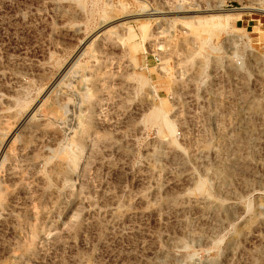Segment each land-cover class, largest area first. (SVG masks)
<instances>
[{"label":"rangeland","instance_id":"1","mask_svg":"<svg viewBox=\"0 0 264 264\" xmlns=\"http://www.w3.org/2000/svg\"><path fill=\"white\" fill-rule=\"evenodd\" d=\"M0 116V264H264V0H0Z\"/></svg>","mask_w":264,"mask_h":264},{"label":"bare ground","instance_id":"2","mask_svg":"<svg viewBox=\"0 0 264 264\" xmlns=\"http://www.w3.org/2000/svg\"><path fill=\"white\" fill-rule=\"evenodd\" d=\"M70 5V4H69ZM66 6V5H65ZM68 6V5H67ZM71 8V7H70ZM79 8V7H78ZM169 8V7H168ZM100 46V45H99ZM38 63V62H37ZM40 66V65H39ZM44 68V67H42ZM13 102V101H12ZM56 103V102H55ZM4 106V105H3ZM6 106V105H5ZM46 108V107H45ZM48 113V112H47ZM1 117V116H0ZM4 119V118H3ZM47 119V118H46ZM2 121V120H1ZM44 121V120H43ZM166 123V122H165ZM169 125V124H168ZM91 129V128H90ZM169 130L172 131V126L169 125ZM52 135V134H51ZM16 136V135H15ZM26 147V146H25ZM23 154V153H22ZM26 155V154H25ZM14 174V173H13ZM16 177V176H15ZM16 182V181H15ZM12 245V244H11ZM10 252V251H9Z\"/></svg>","mask_w":264,"mask_h":264}]
</instances>
